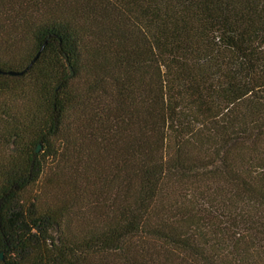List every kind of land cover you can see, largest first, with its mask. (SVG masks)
Instances as JSON below:
<instances>
[{
  "label": "trees",
  "instance_id": "1",
  "mask_svg": "<svg viewBox=\"0 0 264 264\" xmlns=\"http://www.w3.org/2000/svg\"><path fill=\"white\" fill-rule=\"evenodd\" d=\"M0 71V264H264V0H0Z\"/></svg>",
  "mask_w": 264,
  "mask_h": 264
},
{
  "label": "water",
  "instance_id": "2",
  "mask_svg": "<svg viewBox=\"0 0 264 264\" xmlns=\"http://www.w3.org/2000/svg\"><path fill=\"white\" fill-rule=\"evenodd\" d=\"M30 66V65H29ZM28 66V67H29ZM27 67V68H28ZM26 71V69H24L23 71H19V72H16V71H8L7 72V74L8 75H12V76H18V75H21V74H23L24 72ZM0 73H2L1 71H0ZM70 75L72 76L73 75V72L71 71L70 72ZM39 148H40V146L38 145V147H37V149H36V152H38L39 151ZM2 258V255L0 254V259Z\"/></svg>",
  "mask_w": 264,
  "mask_h": 264
}]
</instances>
